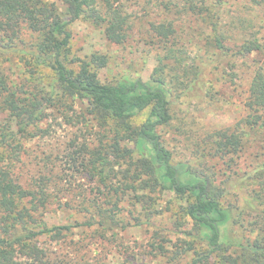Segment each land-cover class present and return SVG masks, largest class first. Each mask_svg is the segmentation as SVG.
I'll return each mask as SVG.
<instances>
[{
	"label": "trees",
	"instance_id": "trees-1",
	"mask_svg": "<svg viewBox=\"0 0 264 264\" xmlns=\"http://www.w3.org/2000/svg\"><path fill=\"white\" fill-rule=\"evenodd\" d=\"M62 1L68 5L65 14L54 2L0 0V108L7 113L0 120V149H9L6 159L0 161V264H67L50 260L45 241L64 239L72 228L80 226H119L123 196L133 194L132 205L146 210L155 194L166 192L182 203L181 213L194 229L192 237L207 245L204 252L193 248L188 264H209L211 257L217 258L211 264H264V0H247L254 16L244 19L232 14L233 20L224 25L225 0H157V7L165 14L180 13L205 25L204 44L211 53L206 60L187 55V44L178 43L182 36L176 35L175 19L151 22L150 31L163 48L154 68L157 77L117 83L99 79L102 62L98 54L71 60L79 64L76 71L66 66L71 38L68 27L76 19H84L103 26L107 40L119 43L126 37L132 16L117 0ZM225 25L242 35L233 50L226 45L229 30ZM9 53L18 57L23 76L13 77L6 70L3 64L8 58L3 56ZM237 54L255 55L244 100L246 114L229 128L195 141L196 158L174 162L158 132L171 120V93L183 87L190 97L201 99L212 88L205 87L204 71L209 66L233 84ZM76 96L87 102L89 115L106 127L105 140L94 138L93 147L86 142L73 144L76 148L69 153L75 171L91 175L93 184L85 187H90L94 197L82 199V210L93 212L83 223L49 225L43 216L53 201L51 178L41 175L23 182L15 166L24 154L23 140L41 129L48 110H72L70 101ZM145 109H149L146 118L133 127L131 118ZM254 141L259 154L250 156L252 160L242 174L231 172L248 142ZM126 142L133 147L124 148ZM132 154L136 158L124 166ZM210 159L227 163L231 173L217 181ZM115 167H120L119 172ZM115 173L118 180L112 179ZM239 191L245 193L242 204L238 202ZM128 213L132 215L131 210ZM129 225L120 224L122 228ZM156 234L152 239L158 240ZM154 240L153 248L164 247ZM175 248L180 246L175 244Z\"/></svg>",
	"mask_w": 264,
	"mask_h": 264
},
{
	"label": "rangeland",
	"instance_id": "rangeland-1",
	"mask_svg": "<svg viewBox=\"0 0 264 264\" xmlns=\"http://www.w3.org/2000/svg\"><path fill=\"white\" fill-rule=\"evenodd\" d=\"M44 1L54 2L63 14L68 11V5L62 0ZM246 1L225 0L227 8L221 17L222 24L233 20V15L244 19L252 18L254 13L247 8L249 3ZM156 2L157 0L116 1L125 13L132 16L126 37L119 43L107 40L103 26L76 19L68 27L71 38L67 48L66 66L76 71L79 64L71 60L86 59L94 53L99 55L102 62L98 68V77L102 82L117 83L136 78L150 81L151 78L157 77L154 68L158 65V57L163 54L162 44L156 41L150 31V23L168 18L175 19L176 35L182 36L178 43L184 41L187 44L190 51L187 55L207 58L211 51L204 44L206 26L197 23L192 17L179 15L180 13L167 15L157 7ZM238 5L241 7L237 10ZM225 27L229 30L226 45L233 50L242 35L235 27ZM252 56L237 54L234 61L232 60L237 74L233 84L226 82L220 71L213 70L212 66L207 67L204 71L205 87L212 88L208 93H204L201 99L190 97L183 87H176V91L171 93V120L159 127L158 132L164 145L171 150L174 162L196 158L193 146L195 141L208 133L229 128L246 114L244 100L252 75ZM3 58H8L3 65L6 70H10L9 73L13 77L23 76L24 68L19 64L16 55L9 53ZM43 72L46 73V70ZM70 103L72 110L64 109L65 113L55 108L48 110L49 116L39 125L41 129L30 133L23 140L24 154L15 166V173L23 182L37 179L41 175L51 178L49 191L53 194V201L43 216L49 225L83 223L93 212L92 209L91 213L82 210V199L94 197L90 187H85L93 184L89 181L91 175L88 172L77 173L69 153L76 148L72 147L73 144L86 142L93 147L96 144L94 138L105 140L106 127L103 121L89 115L88 104L83 98L76 96ZM148 111L149 109H145L132 117L131 125H140ZM6 117L7 113L0 108V120ZM111 123L112 121H109L110 125ZM123 147L132 148L133 144L126 142ZM258 152V142H248L241 159L237 161L238 165L233 167L231 172L242 174L246 170V163L252 160L250 156L259 154ZM8 154V148H1L0 161L5 160ZM135 158V154L127 157L124 166ZM260 161L261 157L258 162ZM209 164L217 181L231 173L227 163H222L220 159H210ZM119 170L120 167L114 169L115 172ZM115 174L112 179L118 180L120 176ZM244 197L245 193L239 191V204H242ZM106 199H110V196ZM230 199L234 198L231 196ZM99 200L103 205L106 204L104 197ZM134 202L133 194L123 196L120 202L123 210L118 217L119 226L108 229L80 226L72 228L71 233L64 239L45 241L50 260L54 263L64 260L67 264H188L193 259V248L201 252L207 250L205 242L192 237L194 229L191 222L181 213L182 203L170 193L155 194L151 207L146 210L139 204L132 205ZM129 210L132 215H129ZM124 222H129L130 225L122 228L120 224ZM155 232L158 240L152 239ZM152 240L162 242L164 247L156 250L151 245ZM175 244L180 246L178 250ZM73 249L77 251L73 253ZM216 260V257H211L209 264Z\"/></svg>",
	"mask_w": 264,
	"mask_h": 264
}]
</instances>
